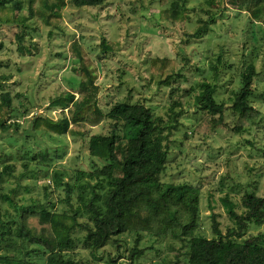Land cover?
Listing matches in <instances>:
<instances>
[{
	"label": "rangeland",
	"instance_id": "374dc122",
	"mask_svg": "<svg viewBox=\"0 0 264 264\" xmlns=\"http://www.w3.org/2000/svg\"><path fill=\"white\" fill-rule=\"evenodd\" d=\"M181 2L188 8V18L176 24L159 20V0H107L104 6L83 8L68 5L61 28H48L35 20L27 22L23 44L28 51L23 53L16 49L15 34L19 29L0 27V94L10 92L12 96L6 118L11 128L0 136V170L5 164L14 166L10 176L0 178V205L7 211L5 220L16 218L13 208L1 196L12 188H16L11 196L18 205L50 208L54 204L53 210L61 212L79 207L80 218H86L76 198L77 193L84 198L90 196L88 188H78L89 180L75 178V171L88 170L94 164L86 157V141L28 131L34 116L56 118L61 113V109L49 105L54 96L61 92L78 95L79 73L74 70L78 62L67 49L73 39L80 41L99 66L98 83L117 92L123 101L144 103L162 118L163 128L158 133L168 131L164 125L171 99L169 87L148 83V61L152 56L176 59L181 75L173 82L177 88L173 98L182 104L174 108L179 124L169 133L168 161L161 179L188 182L199 188L200 213L195 235H214L212 213L217 215L223 233L233 225L222 202L224 196L240 212L244 192L264 195V27L253 23L247 13L228 7L207 33L189 39L186 34L193 32L199 17H207L201 8L210 6L206 0ZM101 38L113 46V52L102 53ZM250 61L259 72L254 78L251 101L261 110L262 118L256 127L236 134L230 129L235 120L228 107L229 97L239 87L240 71ZM202 83H216L215 98L225 104L227 125L208 136L192 131L203 114L194 105L202 92ZM105 102L101 99L100 104L104 106ZM90 130L119 139L125 135L123 123L117 119ZM68 182L73 188L69 202L65 189ZM15 226L12 223L10 234L4 235L7 255L45 264L43 250L17 239ZM84 234L77 230L74 236L81 241ZM257 234H264V223L249 224L243 237ZM134 240V234H122L94 253L77 241L75 251L69 255L74 254V260L82 264H185L191 246L188 237L142 235L139 247L143 252L130 261L128 255Z\"/></svg>",
	"mask_w": 264,
	"mask_h": 264
},
{
	"label": "trees",
	"instance_id": "16d2710c",
	"mask_svg": "<svg viewBox=\"0 0 264 264\" xmlns=\"http://www.w3.org/2000/svg\"><path fill=\"white\" fill-rule=\"evenodd\" d=\"M206 3L210 7L201 10L207 17H199V24L192 33L186 34L187 38H199L207 33L210 25L228 7L247 13L253 23L264 27V0H206ZM105 4L106 0H0V27L15 26L19 29L15 34L16 49L23 53L28 51L23 44L28 21H38L48 28H61L68 5L83 8ZM159 4L161 21L176 24L188 18V8L181 0H159ZM99 48L102 53L114 51L105 38H101ZM67 49L78 62L74 68L79 73L78 95L61 92L54 96L49 105L61 109V113L56 118L42 114L34 116L28 131L57 138L66 135L86 141V157L94 164L88 170L75 171L76 181L81 177L89 180L78 188H88L90 196L84 198L77 193L76 198L86 218H80L79 207L71 212H61L53 210L54 204L50 208L18 205L11 197L16 188L2 193L16 218L5 220L7 211L0 205V263L32 264L13 255H1L9 253L3 248L4 235L10 234L14 223L16 238L43 250L45 264H82L74 260V254L72 257L69 255L75 251L77 241L94 253L122 234L135 235L134 246L128 255L130 261L143 252L139 247L142 235H149L154 238H190L185 264H264V234L243 237L249 224L264 223V195L244 192L240 197V212L236 211L235 203L224 196L222 202L233 225L223 233L217 215L212 213L211 230L214 235L208 238L195 235L200 213L199 188L188 182L171 183L161 179L168 161L169 133L179 124L176 117L179 115L174 108L182 104L173 98L177 91L173 82L181 75L176 59L152 56L148 61V83L160 88L169 87L171 101L164 125L168 128L165 134L157 132L163 128L162 118L156 116L150 107L140 102L123 101L117 92L113 93L97 82L99 66L78 39L70 41ZM258 74L255 63L250 61L240 71L239 87L231 91L228 107L235 120L230 128L233 133H244L261 121L262 112L251 101L254 78ZM200 85L202 92L194 105L203 114L192 131L208 136L218 127L227 125L225 104L215 98L216 83ZM101 99H106L104 106L100 104ZM11 102L10 92L0 94V136L11 128L6 124ZM109 119L123 123V138L90 130ZM44 157L42 155V159ZM13 170V164H5L0 170V178L10 176ZM65 189L66 201L69 202L72 185L66 183ZM77 230L85 232L81 241L74 236Z\"/></svg>",
	"mask_w": 264,
	"mask_h": 264
},
{
	"label": "water",
	"instance_id": "95a60500",
	"mask_svg": "<svg viewBox=\"0 0 264 264\" xmlns=\"http://www.w3.org/2000/svg\"><path fill=\"white\" fill-rule=\"evenodd\" d=\"M12 197V196H11ZM1 255H7V254H1Z\"/></svg>",
	"mask_w": 264,
	"mask_h": 264
},
{
	"label": "crops",
	"instance_id": "0c3cea01",
	"mask_svg": "<svg viewBox=\"0 0 264 264\" xmlns=\"http://www.w3.org/2000/svg\"><path fill=\"white\" fill-rule=\"evenodd\" d=\"M107 1V0H106Z\"/></svg>",
	"mask_w": 264,
	"mask_h": 264
}]
</instances>
